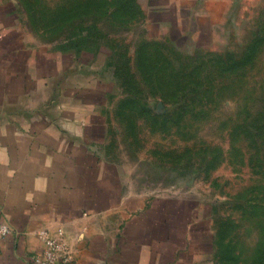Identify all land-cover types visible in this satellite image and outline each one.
I'll return each mask as SVG.
<instances>
[{
	"label": "rangeland",
	"instance_id": "rangeland-1",
	"mask_svg": "<svg viewBox=\"0 0 264 264\" xmlns=\"http://www.w3.org/2000/svg\"><path fill=\"white\" fill-rule=\"evenodd\" d=\"M139 1L0 0V22L101 69L129 188L201 204L216 264H264V0L171 26Z\"/></svg>",
	"mask_w": 264,
	"mask_h": 264
},
{
	"label": "crops",
	"instance_id": "crops-1",
	"mask_svg": "<svg viewBox=\"0 0 264 264\" xmlns=\"http://www.w3.org/2000/svg\"><path fill=\"white\" fill-rule=\"evenodd\" d=\"M227 1L139 5L151 22L171 26L220 16ZM78 59L47 61L0 22V223L11 228L0 264H32L40 228L70 247L67 264H216L201 204L127 186L110 152L104 76Z\"/></svg>",
	"mask_w": 264,
	"mask_h": 264
},
{
	"label": "built area",
	"instance_id": "built-area-1",
	"mask_svg": "<svg viewBox=\"0 0 264 264\" xmlns=\"http://www.w3.org/2000/svg\"><path fill=\"white\" fill-rule=\"evenodd\" d=\"M11 234L8 224L0 223V240ZM37 236L42 243L39 253L31 257L32 264H59L70 263V247L61 239L52 236L47 228H40Z\"/></svg>",
	"mask_w": 264,
	"mask_h": 264
}]
</instances>
